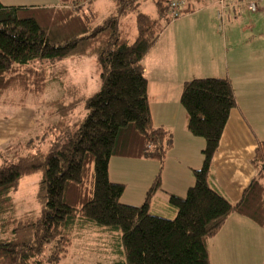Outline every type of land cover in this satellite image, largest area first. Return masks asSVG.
Segmentation results:
<instances>
[{
	"label": "trees",
	"instance_id": "1",
	"mask_svg": "<svg viewBox=\"0 0 264 264\" xmlns=\"http://www.w3.org/2000/svg\"><path fill=\"white\" fill-rule=\"evenodd\" d=\"M87 1L63 10L8 7L0 0V98L17 95L15 105L23 106L44 92L45 67L69 57H94L99 70V89L90 96L70 91L71 98L64 93L47 104L58 118L35 144L17 139L0 148V264H59L76 235L94 228L116 237L121 264H209L206 241L230 215L264 229V142L251 160L255 177L230 202L210 182L213 157L236 107L232 86L220 78L185 82L180 105L187 129L205 144L192 186L183 198L168 196L167 217L150 212L159 174L141 205L123 204L125 185L110 181V160L135 156L162 164L171 148L170 134L152 126L141 62L173 20L174 0H154L155 18L138 11L140 0H112L103 20L91 8L93 0ZM200 1L185 0L180 16ZM130 15L133 41L126 25ZM78 104L83 108L76 118ZM37 173L40 211L16 217L11 195L21 179Z\"/></svg>",
	"mask_w": 264,
	"mask_h": 264
},
{
	"label": "crops",
	"instance_id": "2",
	"mask_svg": "<svg viewBox=\"0 0 264 264\" xmlns=\"http://www.w3.org/2000/svg\"><path fill=\"white\" fill-rule=\"evenodd\" d=\"M1 2L8 7H31L24 5L23 1L16 4ZM244 4L242 0L226 2L228 10L244 7ZM261 4L257 12L264 17ZM216 5L215 0L194 4V11L187 14L201 16L193 21L199 26H188V29L166 27L141 62L147 80L152 126L170 134L171 148L162 164L138 158L140 163L135 166H120L122 182L112 174L110 161L109 179L125 185L122 202L125 205H141L152 181L159 174L160 190L152 198L150 212L167 217L172 214L167 206L168 196L183 198L192 186V173L202 166L201 152L205 144L203 139L192 136L188 131L180 94L183 84L194 79H227L236 104L229 114L212 160L210 183L230 202H237L256 175L251 160L258 142H264V42H257L256 39L243 41L234 27H227L225 31L216 28L214 20L212 23V18L208 16H216V11H211L212 8L215 10ZM254 32V27H248L241 34L248 33L254 37ZM238 40L244 43L239 45ZM58 84L60 88L63 87L61 82ZM73 91L78 92L77 89ZM9 95L11 93L3 98H9ZM4 105L22 112L18 114L20 117L15 111L7 116H1L0 112V145L9 142L19 131H23L26 122L33 120V113L27 110L26 103L16 106L14 100L10 99ZM79 116L80 113L77 116L74 113V117ZM169 160L176 166L168 163ZM206 249L209 264H264V229L252 220L232 214L222 228L207 239Z\"/></svg>",
	"mask_w": 264,
	"mask_h": 264
},
{
	"label": "rangeland",
	"instance_id": "3",
	"mask_svg": "<svg viewBox=\"0 0 264 264\" xmlns=\"http://www.w3.org/2000/svg\"><path fill=\"white\" fill-rule=\"evenodd\" d=\"M22 1L24 2V5L35 8H46V6H50L58 9L63 8V10H72V6L76 3L80 4L82 7L89 5L87 0H75L73 4L66 6L59 0H4V2L8 4H16ZM242 1L246 4L249 0ZM261 3L262 8L264 9V0H262ZM245 4L244 7L239 6L235 10H228V6L226 8L224 7L221 19H218L217 16L214 17V15V18L212 15L208 16L209 18H212V23L214 20V26L220 31H225V28L227 29V27H234L236 28L237 33H239L237 36H241L243 41L245 39L250 41L256 39L257 42H264V17L259 14L261 12L250 13L247 11ZM92 5L93 9L98 12L99 20L107 18L113 10L112 0H95ZM185 7L186 3L184 9ZM219 8L220 6L216 5L215 10L212 8L211 11H216L217 14V12L220 11ZM138 9L139 12L149 15L152 18L157 16L154 0H140ZM196 18L202 17H196L192 14L181 15L178 18L173 19L167 27L181 26L188 29V26H199V24L193 22ZM127 20V25L130 28V30H128L129 39L130 41H133L136 35L134 15H130ZM129 20H132V22ZM248 27H254L256 29V32H254L253 35L254 37L248 35V33L241 34L242 30ZM243 41L238 40L237 44L240 45L244 43ZM186 46H188V40H186ZM186 52H188L187 47ZM45 69L47 77V84L45 85L47 88L45 89V92L37 97L29 96L25 101L27 110H31L33 113V120L26 122V125H23V131H19L9 142H7L8 144L11 142L14 144L17 142V139L18 141L20 140V142L25 143L30 138L33 140L34 144L37 142L38 139H36V137H41L46 128L56 122L58 118L55 112L47 106L49 102L58 99L64 93L67 94L68 98H71L70 91L71 94L73 92L76 97H88L99 89V70L94 57H69L46 66ZM58 82H61L63 87L60 88ZM73 89H77L78 92H74ZM10 99L15 101L17 95L16 99L15 96L13 97L11 95H9V98L6 97V99H1V116H7L14 111L16 112V115L19 116V112H22L18 108H11L7 107L9 105H4V102ZM69 100L70 99H67V101ZM82 108L79 104L77 105L76 109L73 111V113L75 112V116L82 111ZM7 143H2L0 148L6 146ZM137 159L138 158L135 156H126L114 157L110 160L111 171L114 176L117 175V181L122 182L120 166H135L140 163ZM168 163L174 162L169 160ZM179 163L181 164V162ZM174 166H176V164ZM41 177V173H37L33 176L21 179L17 190L11 195L14 205L13 214L16 217L30 213L34 214L40 211V204L36 199V193ZM121 201L124 202L123 196ZM115 246H117L116 237L109 235V233L105 231H97V229L94 228V230L92 229L91 231L79 232L73 239V243L69 248L66 257L60 261L59 264H121V257H119L114 251L116 249Z\"/></svg>",
	"mask_w": 264,
	"mask_h": 264
},
{
	"label": "built area",
	"instance_id": "4",
	"mask_svg": "<svg viewBox=\"0 0 264 264\" xmlns=\"http://www.w3.org/2000/svg\"><path fill=\"white\" fill-rule=\"evenodd\" d=\"M228 0H215V3L220 6L219 12H217L216 16L218 19L222 18V12L224 7L226 8V2ZM262 2V0H249L246 4L245 7L247 11L251 13H255L259 9V4ZM185 6V0H174L169 4V14L173 19H176L180 16L182 10L184 9Z\"/></svg>",
	"mask_w": 264,
	"mask_h": 264
}]
</instances>
